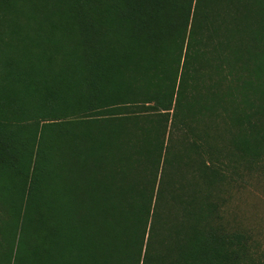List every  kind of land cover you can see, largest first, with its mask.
Instances as JSON below:
<instances>
[{
	"label": "trees",
	"instance_id": "16d2710c",
	"mask_svg": "<svg viewBox=\"0 0 264 264\" xmlns=\"http://www.w3.org/2000/svg\"><path fill=\"white\" fill-rule=\"evenodd\" d=\"M263 163L264 0H0V264H258Z\"/></svg>",
	"mask_w": 264,
	"mask_h": 264
},
{
	"label": "rangeland",
	"instance_id": "374dc122",
	"mask_svg": "<svg viewBox=\"0 0 264 264\" xmlns=\"http://www.w3.org/2000/svg\"><path fill=\"white\" fill-rule=\"evenodd\" d=\"M223 207L232 226L252 236L253 256L264 264V163L244 170L239 184L226 189Z\"/></svg>",
	"mask_w": 264,
	"mask_h": 264
}]
</instances>
